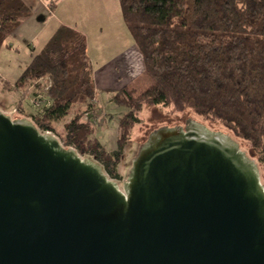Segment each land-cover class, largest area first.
Masks as SVG:
<instances>
[{"label": "water", "instance_id": "water-1", "mask_svg": "<svg viewBox=\"0 0 264 264\" xmlns=\"http://www.w3.org/2000/svg\"><path fill=\"white\" fill-rule=\"evenodd\" d=\"M178 123L149 134L121 188L0 107V264H264L260 166L231 135Z\"/></svg>", "mask_w": 264, "mask_h": 264}, {"label": "trees", "instance_id": "trees-1", "mask_svg": "<svg viewBox=\"0 0 264 264\" xmlns=\"http://www.w3.org/2000/svg\"><path fill=\"white\" fill-rule=\"evenodd\" d=\"M119 4L153 84L141 92L131 85L110 90L113 103L128 109L119 119L116 149L108 151L93 136L99 109L96 86L88 40L76 28L61 24L41 49H33L14 83L23 91L17 114L33 120L40 131L59 134L64 146L91 157L117 180L143 108H188L250 144L264 173V0ZM49 7L55 10V2ZM33 9L27 0H0V51ZM31 92L46 99L28 110L23 100ZM58 124H63V134Z\"/></svg>", "mask_w": 264, "mask_h": 264}, {"label": "rangeland", "instance_id": "rangeland-1", "mask_svg": "<svg viewBox=\"0 0 264 264\" xmlns=\"http://www.w3.org/2000/svg\"><path fill=\"white\" fill-rule=\"evenodd\" d=\"M33 7L36 12V18L38 19V20L36 19V22L34 23V27L37 28L41 26L45 20L48 19L49 11L46 9V7L43 6V4L40 3V1L36 3V5H34ZM106 12H107L106 17H103L100 14H97L95 16L100 21L106 18L108 20L107 22L110 23L108 25H110L111 28L108 29L107 27L108 25H104V26L101 25V27L104 28V33L99 34L98 37L99 39L94 42H93V38L94 37L96 38L97 36H95V33H93V35H91L92 41L87 46H89V48H91L92 50H96L97 52H100L101 56L104 54L105 57L102 60L103 62H106L105 65L106 64L109 65L110 63H107L109 62L107 60L110 58H117L121 50L125 48L123 46H121L120 48H111V47H105V49L99 48L102 45L101 41L105 40V38L108 39L109 37H111L115 41L117 38L121 40L120 36H122L120 35L119 26H118L122 22L121 21L122 13H121L120 5L118 4L117 0H115V2L114 1L110 2L109 7L105 9V13ZM34 27L28 26L26 28V30L24 31L25 40H20L18 44L9 38L7 40V45L3 47V50L0 53V99L6 100L7 104L6 107L3 108V110L5 112H8L9 114L13 112L14 110L13 108H16L23 95L18 88L13 87L14 82L17 80V78L20 76L22 71L27 67L28 63L31 61L33 49L36 48V51H38L40 48L43 47V45L46 42L45 38L47 33H44L42 35H40L39 33L37 38L34 39L30 38V36L34 35V32L36 31ZM8 45H14V46H10L7 48ZM94 46H96V49H93ZM136 74L138 75L126 81H128V83L130 82V85L136 88L138 92L145 90L146 88L150 87L153 84L152 79L146 74L145 71H140V72L137 71ZM117 81L118 80H115L114 82ZM119 81L124 82L125 80L121 79ZM108 82H113V81H108ZM101 84L102 83L100 82L95 83L97 88H99L100 87L99 85ZM97 94L98 95H97L96 103L97 106H99V109H98V115L96 116L93 122L96 128V131L93 134V136H95L97 139H100V141L104 144L105 148L108 151L114 150L117 147L119 119L121 115H123L128 111V109L123 106L115 105L111 100L112 94H110L108 90L105 91L102 88H99L97 90ZM27 97L29 98L28 99L25 98L23 100L24 105L26 106L24 107L26 109L27 106L29 107L28 109H36L37 107L35 108V106L31 102V99L34 98V94L31 92ZM10 115L13 118L20 117V114L19 115L10 114ZM71 115H69L68 118H70ZM139 115L142 122L137 124L136 127L134 128L131 136L132 139L126 148L127 150L120 168V172L122 173V178L117 180L113 178L117 183L120 184L121 188H123L124 182L128 177L129 170L132 166L133 158L138 153L139 147L143 144V142L147 140L149 134L158 128H164L165 126L174 127L176 126V122H179L178 125L186 126V120L189 117L194 118L196 121L204 123L212 130H216V131L219 130L220 132L223 131L231 135L232 138H234L241 145L242 150L246 151L248 155L255 158V161L258 162L257 155H255L250 144L236 138L234 134L230 133L229 130L226 129L222 124L216 122L210 117L206 118L199 114L197 115L188 108L184 111H178L171 106L145 107L143 108L142 112L139 113ZM56 127L62 134L64 133L63 124H58L56 125ZM51 133L55 134L54 132ZM260 170H261V177H263V183H264V173L262 167L260 168Z\"/></svg>", "mask_w": 264, "mask_h": 264}, {"label": "crops", "instance_id": "crops-1", "mask_svg": "<svg viewBox=\"0 0 264 264\" xmlns=\"http://www.w3.org/2000/svg\"><path fill=\"white\" fill-rule=\"evenodd\" d=\"M27 1L32 7L40 1V3L43 4V6L46 7V9L49 11L48 19L45 20L41 26L35 28L34 23L36 22L37 18H36V12L33 9V14L30 17L26 18L25 21L15 30V32L6 39L5 41L6 43L4 44V46L7 45V40L9 38L12 39L17 44L19 43L20 40H25L24 31L28 26L34 27L36 29L34 35L30 36V38L32 39L37 38L39 33L40 35L47 33L45 38L46 39L45 44H46L49 41V38L55 33V31L61 24L76 28L78 31L83 33L86 39L88 40L87 45H89L92 41L91 35L95 33V36H97L96 38L95 37L93 38V42L98 40L99 34L104 33V28L101 27V25L104 26L110 24L107 22L108 20L106 18L100 21L96 18L95 15L100 14L101 16L106 17L107 12L105 13V9L109 7L111 1L115 2V0H27ZM52 1L55 2V6H56V9L53 11L49 7L50 2ZM117 2L119 4V0H117ZM119 5L121 9V4ZM121 16H122L121 18L122 24L120 23L118 26H119L120 35H122L120 36L122 41L117 37L115 41L111 37H109L108 39L105 38V40L101 41L102 45L99 47L100 49H105V47L120 48L121 46H123L125 49L121 50L117 58L108 59L107 61L109 62L107 63L110 64L105 65L106 62H103L102 60L105 57V55L103 54L101 56L100 52H97L96 50H92L91 48H89V46H87L88 57L91 63L93 82L102 83L101 85H99L100 86L99 88H102L105 91L108 90V92H110V90H115L123 86H129L130 82L128 83V81L126 80H129L135 77L136 75H138L136 74L137 71L139 72L145 71L144 59L141 50L136 45L134 37H132L128 27L125 26L122 14ZM107 27L108 29L111 28L110 25H108ZM10 46H14V45H8L7 48ZM34 49L36 51V48ZM93 49H96V46H94ZM2 50L3 48L1 49V51ZM121 79L125 80L124 81L125 83L119 81ZM115 80L118 81L114 82ZM108 81H113V82H108ZM99 88H97L96 86V94ZM19 90L23 94V91L21 89ZM25 98L28 99V97H24V99ZM22 99L23 96L21 97V100ZM6 104H7L6 100L0 99V107L2 110L3 108L6 107ZM28 108L29 107L27 106V109ZM20 117L23 116L20 115Z\"/></svg>", "mask_w": 264, "mask_h": 264}, {"label": "built area", "instance_id": "built-area-1", "mask_svg": "<svg viewBox=\"0 0 264 264\" xmlns=\"http://www.w3.org/2000/svg\"><path fill=\"white\" fill-rule=\"evenodd\" d=\"M42 95H39V96H34V98L31 99V102L32 104L35 106V107H39L40 104L43 102V99L45 100L46 98L43 97ZM7 113V112H6ZM18 113V110L16 108H14L13 112L10 113V114H16ZM9 114V113H8Z\"/></svg>", "mask_w": 264, "mask_h": 264}]
</instances>
